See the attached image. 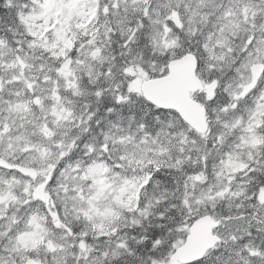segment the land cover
Returning <instances> with one entry per match:
<instances>
[{"label": "snow or ice", "instance_id": "snow-or-ice-1", "mask_svg": "<svg viewBox=\"0 0 264 264\" xmlns=\"http://www.w3.org/2000/svg\"><path fill=\"white\" fill-rule=\"evenodd\" d=\"M0 264H264V0H0Z\"/></svg>", "mask_w": 264, "mask_h": 264}]
</instances>
